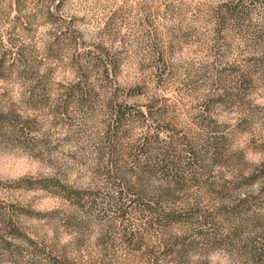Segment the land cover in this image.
<instances>
[{
  "label": "rangeland",
  "instance_id": "obj_1",
  "mask_svg": "<svg viewBox=\"0 0 264 264\" xmlns=\"http://www.w3.org/2000/svg\"><path fill=\"white\" fill-rule=\"evenodd\" d=\"M238 1L0 0V264H251L264 0ZM112 103L133 111L118 172Z\"/></svg>",
  "mask_w": 264,
  "mask_h": 264
},
{
  "label": "trees",
  "instance_id": "obj_2",
  "mask_svg": "<svg viewBox=\"0 0 264 264\" xmlns=\"http://www.w3.org/2000/svg\"><path fill=\"white\" fill-rule=\"evenodd\" d=\"M253 0H239L237 2V4H235L233 7H231L230 13L231 16H236L238 15L241 11H245L247 10L248 7H250L249 3L251 4ZM240 8V10H239ZM239 10V11H238ZM237 18V17H236ZM223 19V18H222ZM115 68V66H114ZM105 71V69H104ZM115 97H117V95L115 94ZM113 105V109L114 110V118L112 119V123L110 124L109 128H108V136L107 140L105 141L99 148V164L101 166H104V161H107V163L110 165L108 166V170L107 171H112L113 172H118L120 170V165L118 163V153L119 151V144L117 142L120 141L121 139V128L122 126L125 124V120L128 119V117L131 115H133V111L129 109V107H127L126 103H122V104H114ZM142 117V113L141 116ZM153 117V116H151ZM5 116L2 114L0 115V119H4ZM159 125V124H158ZM113 130L115 132H113ZM159 134H147L146 135V140L148 139H155L158 140L159 138ZM136 147V145L134 146ZM140 147V146H138ZM143 150L142 153L143 154H147V147L145 146V144L142 146ZM219 148L218 146L215 147V151L212 155V158L216 161H218L219 159H221L220 156V151H218ZM194 157L196 156L195 153L192 154ZM148 156V155H147ZM195 159V158H194ZM97 160V161H98ZM112 165V166H111ZM107 167V166H105ZM152 167V166H151ZM162 167V166H161ZM153 169H150V171H146L147 174H151V171ZM161 173L164 175V178L167 182H173L175 184H180V177L177 176V174L179 173V166L176 163H172L169 162L168 164H164V166L160 169ZM198 176H195V179ZM264 177V164L258 166L257 169H254L253 172L248 176L247 179H249L250 181L253 180H258L260 178ZM246 179V180H247ZM49 181H44V182H40L39 184L41 185V187L45 188V187H49L51 183L53 182H49ZM239 186L241 185V182H238ZM176 185V186H177ZM169 191H167V195H169L168 193ZM171 194V193H170ZM246 197V196H245ZM245 197L241 200V204L238 206H243L245 204L246 201L249 202V200L245 199ZM245 199V200H244ZM243 200V201H242ZM157 211H161L160 213L164 216H167L168 218H173L175 217V215L178 213L177 211L172 210H168L167 212L164 211V209L161 210V207H159L158 209H156ZM264 237V235H263ZM245 242L247 243L246 245L244 244V247L247 246V248H250V252H249V260L251 262V264H264V241L263 242H257V239H251V240H245Z\"/></svg>",
  "mask_w": 264,
  "mask_h": 264
}]
</instances>
